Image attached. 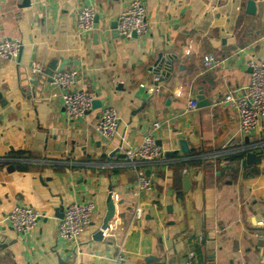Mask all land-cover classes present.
<instances>
[{"label":"crops","instance_id":"0c3cea01","mask_svg":"<svg viewBox=\"0 0 264 264\" xmlns=\"http://www.w3.org/2000/svg\"><path fill=\"white\" fill-rule=\"evenodd\" d=\"M131 1L0 0V42L22 45L18 60L0 59V264H113L119 255L124 264H185L191 252L193 264H264V120L246 137L236 109L220 104L245 90L248 62L264 60V0H140L147 34L125 40L113 27ZM84 6L96 10L88 34L77 27ZM210 55L217 65L209 70ZM160 58L168 66L156 77ZM33 62L44 68L35 80ZM51 66L53 75L76 71L78 88L100 108L68 121ZM107 105L120 117L111 143L95 130ZM156 123L164 156L138 167L153 183L141 193L123 151L141 145ZM248 153L257 164H247ZM110 194L114 231L97 240ZM89 201L93 223L74 255L59 223L69 204ZM18 205L45 215L30 234L7 222Z\"/></svg>","mask_w":264,"mask_h":264},{"label":"built area","instance_id":"2783aa9c","mask_svg":"<svg viewBox=\"0 0 264 264\" xmlns=\"http://www.w3.org/2000/svg\"><path fill=\"white\" fill-rule=\"evenodd\" d=\"M44 4L50 0H41ZM96 10L93 6L82 7L77 14V27L81 33H92L95 31ZM117 34L119 37L130 40L136 35L143 37L148 31L147 11L140 0H132L127 8L117 18ZM22 45L14 40L0 42V59L16 61L21 54ZM189 53V52H188ZM206 69H213L217 65L216 58L212 55L203 60ZM249 83L240 94L228 93L220 104H228L236 109L238 124L241 133L250 137L256 134L261 122L264 120V60H250ZM44 68L40 62H33L28 69L29 78L35 80L41 77ZM79 81L76 71H60L52 76L51 84L60 90V99L65 110L68 121L82 119L92 110L95 95L92 92L79 89ZM197 102L191 101L188 110H195ZM120 117L116 110L107 105L100 111L99 120L95 125L96 133L107 143L113 142L118 133ZM159 123L152 127V132L143 140L142 144L123 151L126 162L136 169L138 177V192L148 193L152 190L153 183L139 166L158 162L164 156L153 132L158 130ZM96 212V205L89 201L86 203L69 204L60 220L58 236L61 240L72 245L74 255L80 251V238L92 225ZM45 217L44 214L32 206L18 205L7 217L9 226L17 235H27L34 231L38 223ZM144 217V210L137 207L134 220L140 222ZM114 231L113 225L102 231V238H110ZM196 258L191 252L187 256L185 264H193ZM125 256L114 258L113 264H124Z\"/></svg>","mask_w":264,"mask_h":264},{"label":"water","instance_id":"95a60500","mask_svg":"<svg viewBox=\"0 0 264 264\" xmlns=\"http://www.w3.org/2000/svg\"><path fill=\"white\" fill-rule=\"evenodd\" d=\"M28 6H29V2H25V3L23 4V7H28ZM254 8H255V7L253 6L252 3H250V4L248 5V10H249L251 13H253ZM113 28H114V29L117 28V23L114 25ZM133 38H137V36L134 35ZM166 66H168V64H167V62H166V59H162V58H160V59L156 62L155 66H154V69L152 70V71H153V74H154L156 77H159L160 74L162 73V70H165L164 67H166ZM54 71H55V67H54V66H51L50 70L47 71V75L49 76V81H50V82H51V80H52V76H53ZM164 76H166V74H165ZM166 77H167V76H166ZM161 81H162V80H161ZM32 84H33V85H36L37 83L34 82V83H32ZM156 85H157V84H156ZM198 101H199V103H200V105H201V103L204 101L203 96H200V97L198 98ZM100 106H101V104H100L99 102L94 101V103H93V109H95V108H100ZM182 149H183L184 151H187V148H186V144H185V143H182ZM246 159H247V164H249V165H255V164H257V156H256V154L248 153ZM184 185H185V189L187 190V189L189 188V186H190V182H189V179H188V178H185V179H184ZM106 205H107V212H106V215H105V218H104V221H103V225L101 226L99 232H98V233L96 234V236H95V239H97V240H102V239H103V238H102L101 230L104 231V230L108 229L109 224H110V221L113 219V217H114V215H115V203H114V201H113V199H112V194L109 195V197H108V199H107V204H106ZM62 218H63V217H62ZM62 218H61V219H62ZM59 264H67V263H66V262H63V261H60Z\"/></svg>","mask_w":264,"mask_h":264}]
</instances>
